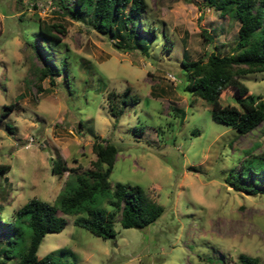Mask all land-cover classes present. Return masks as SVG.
<instances>
[{"label": "rangeland", "instance_id": "1", "mask_svg": "<svg viewBox=\"0 0 264 264\" xmlns=\"http://www.w3.org/2000/svg\"><path fill=\"white\" fill-rule=\"evenodd\" d=\"M146 4L131 31L140 45L124 50L89 18L75 17L71 0H0V162L7 165L0 174L1 218H13L31 197L56 202L76 184L77 172L92 167L97 134L117 148L110 184L141 185L163 211L143 227L123 226L116 212L108 237L64 214V227L42 236L39 257L71 264H241L245 253L264 264V120L246 133L215 120L211 104L191 93L182 65L211 51H234L240 22L205 0ZM39 18L63 25L64 32L56 31L61 39L42 36ZM44 65L53 73H44ZM239 78L255 99L264 97V70ZM234 93L225 88L221 102L235 103ZM57 157L69 169L54 172ZM98 203L113 210L106 198ZM29 234L27 228L26 244ZM1 258L0 264L17 260Z\"/></svg>", "mask_w": 264, "mask_h": 264}, {"label": "trees", "instance_id": "2", "mask_svg": "<svg viewBox=\"0 0 264 264\" xmlns=\"http://www.w3.org/2000/svg\"><path fill=\"white\" fill-rule=\"evenodd\" d=\"M68 9L75 17H87L93 27L109 34L115 40L114 45L127 50L137 42L131 31L136 19H141L146 12V0H71ZM206 4L222 14L236 16L240 22L235 50L230 53L211 51L206 57L182 60L188 73V87L193 95L201 97L211 104L212 117L225 122L246 133L264 120V97L255 99L249 93L248 85L239 76L249 72L264 70V0H205ZM126 10V11H125ZM40 34L44 37L61 39L57 32H64L63 25L46 23L38 19ZM126 28L129 37L126 38ZM57 31V32H56ZM147 52V45H141ZM65 65V62L63 63ZM44 73H53V69L44 65ZM232 86L235 89V103H222V91ZM16 102L7 104V110ZM115 114L120 113L111 105ZM83 123L80 119V124ZM12 128V126H8ZM95 158L92 167L75 174L76 184L61 191L56 202L31 197L18 207L13 218L2 220L0 215V236L4 242L0 247L1 259L17 257L14 264H71L55 259L51 255L39 257L36 253L42 236L48 231H58L66 223L64 214H75V222L89 229L96 235L108 237L115 233L114 215L120 213L123 226L143 227L157 219L163 206L154 200L139 184L115 182L112 186L109 175L113 167L116 146L108 139L95 134L92 140ZM264 156V151L260 153ZM7 167L0 162V174ZM69 169L63 159L53 160L52 170L61 173ZM68 185V182L66 183ZM248 193L258 189L242 184L234 185ZM106 198L113 210L99 205V200ZM61 210V214L57 211ZM30 229L26 244V231ZM241 264H260L257 256L241 253Z\"/></svg>", "mask_w": 264, "mask_h": 264}]
</instances>
